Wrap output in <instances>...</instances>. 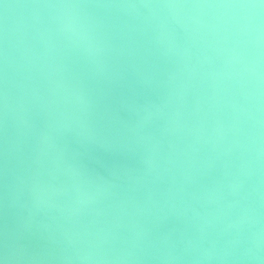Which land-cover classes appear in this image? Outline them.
Instances as JSON below:
<instances>
[{
	"label": "water",
	"instance_id": "1",
	"mask_svg": "<svg viewBox=\"0 0 264 264\" xmlns=\"http://www.w3.org/2000/svg\"><path fill=\"white\" fill-rule=\"evenodd\" d=\"M239 4L0 0V255L264 264V7Z\"/></svg>",
	"mask_w": 264,
	"mask_h": 264
},
{
	"label": "clouds",
	"instance_id": "2",
	"mask_svg": "<svg viewBox=\"0 0 264 264\" xmlns=\"http://www.w3.org/2000/svg\"><path fill=\"white\" fill-rule=\"evenodd\" d=\"M145 7L149 8H168L169 10H175V9H180L184 7H204L205 5H185L182 3L178 2H166L163 4H157V5H144ZM57 7H60L62 9H79L82 7H85V5L78 4V3H66V4H61L57 5ZM211 7V5H209ZM217 7H238V8H256V7H264V0H260L259 5L255 4H239V5H218ZM74 19V18H73ZM246 27H251V22L246 25ZM14 255L10 254L8 251H5L3 255H0V264H10V262L14 259ZM80 259L83 260H90L92 257L90 255H84L81 256Z\"/></svg>",
	"mask_w": 264,
	"mask_h": 264
}]
</instances>
